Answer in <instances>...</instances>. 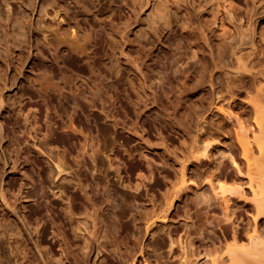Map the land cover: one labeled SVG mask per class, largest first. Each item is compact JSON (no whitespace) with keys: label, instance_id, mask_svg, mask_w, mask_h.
Instances as JSON below:
<instances>
[{"label":"rangeland","instance_id":"374dc122","mask_svg":"<svg viewBox=\"0 0 264 264\" xmlns=\"http://www.w3.org/2000/svg\"><path fill=\"white\" fill-rule=\"evenodd\" d=\"M258 87L264 0H0V264L220 260L254 222L206 185L248 184L218 106Z\"/></svg>","mask_w":264,"mask_h":264},{"label":"bare ground","instance_id":"6f19581e","mask_svg":"<svg viewBox=\"0 0 264 264\" xmlns=\"http://www.w3.org/2000/svg\"><path fill=\"white\" fill-rule=\"evenodd\" d=\"M238 63H242L239 58ZM255 94L253 97L251 95V98L247 102L251 114L249 121H246L243 115L236 110V104L234 105V103L226 104V108L221 107L223 105L218 106L220 110L218 111L223 112L235 125L234 136L241 159L244 161L247 169L248 187L246 185L245 187L249 188V192L244 189L245 187L229 184L230 175L227 176V183L226 180L220 181L216 174H211L212 176L210 175L208 179L206 178V185L209 186L217 198L220 197L222 199L226 215L228 214V203H230L232 195L235 197L236 194H239L245 199L249 198L250 210L248 211L251 213L254 226L245 239L233 234L228 239L229 243L225 244L222 248L219 247L217 250H213L209 255H214L217 251L222 253L220 260L218 259L219 261L214 256L212 259L213 264H264V88L260 87ZM199 147L200 145L198 144L196 148L199 149ZM209 147V144L201 147L203 155L209 152ZM61 171L59 170V173ZM179 184L178 192L187 189L190 185L195 187V190L199 187V184L188 173L187 166L185 165L179 174ZM248 193L251 196H248ZM165 206L163 216L160 218L162 221L166 220L173 208L174 199H170ZM260 220H262L263 225H259Z\"/></svg>","mask_w":264,"mask_h":264}]
</instances>
